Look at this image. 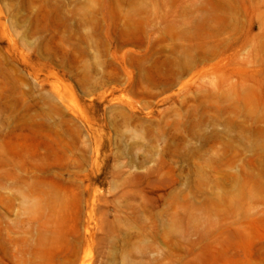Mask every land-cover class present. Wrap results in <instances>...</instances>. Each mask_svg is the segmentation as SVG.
I'll use <instances>...</instances> for the list:
<instances>
[{"label": "rangeland", "instance_id": "rangeland-1", "mask_svg": "<svg viewBox=\"0 0 264 264\" xmlns=\"http://www.w3.org/2000/svg\"><path fill=\"white\" fill-rule=\"evenodd\" d=\"M0 264H264V0H0Z\"/></svg>", "mask_w": 264, "mask_h": 264}]
</instances>
